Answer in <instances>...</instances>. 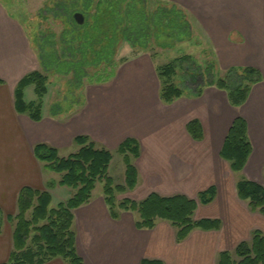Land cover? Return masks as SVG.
Here are the masks:
<instances>
[{"label":"crops","instance_id":"1","mask_svg":"<svg viewBox=\"0 0 264 264\" xmlns=\"http://www.w3.org/2000/svg\"><path fill=\"white\" fill-rule=\"evenodd\" d=\"M160 1L175 4L199 24L208 40L200 51L207 54L205 61L223 69L234 65L260 71L261 78L251 84L242 104L232 106L226 92L212 85L210 79L194 83L188 78L181 85V96L163 102L156 69L162 65L159 61L164 53L147 51L119 63L111 78L87 85L84 93L77 87L82 94L68 106L52 109L58 101L47 87L41 118L33 120L15 110L14 89L24 75L42 67L25 31L0 2V210L4 215L16 213L17 195L23 186L48 190L51 206L73 194L72 188L57 184L60 175L37 160L33 146L44 143L55 147L60 156H67L78 149L74 142L78 135L89 137L112 153L126 138L137 141L139 152L130 157L137 170V183L130 190L116 193L117 201H140L151 193L196 198L211 186L216 189L210 203L197 205L193 218L217 219L219 227L194 229L177 241L176 230L167 221L140 229L135 226L134 212L118 209L113 218L102 187L97 189L95 185L91 198L73 210L75 247L84 264H141L143 260L216 264L219 252L248 241L253 231L264 234V215L251 211L236 191L241 176L264 186V0ZM193 60L197 64L195 57ZM28 87L23 92L25 102L36 99V95L25 96ZM46 97L48 106L44 108ZM237 116L246 122L251 145L240 173H234L220 156L225 135ZM191 120L201 126L199 140L187 131ZM120 158L118 172L122 178L116 184L124 182L125 164ZM113 160L114 156L108 170ZM49 183L52 187H47ZM11 248L12 224L4 221L0 263H7ZM43 264L63 261L55 257Z\"/></svg>","mask_w":264,"mask_h":264},{"label":"trees","instance_id":"2","mask_svg":"<svg viewBox=\"0 0 264 264\" xmlns=\"http://www.w3.org/2000/svg\"><path fill=\"white\" fill-rule=\"evenodd\" d=\"M51 8L55 16L65 17L69 22L61 34V42L65 43V48L59 54L56 51L39 50L42 70H34L24 75L14 89L15 110L28 114L33 120L41 118L42 99L47 93L46 72L53 70L57 73H72L73 79L76 78L73 81L76 88L84 77L90 82L101 83L114 75L116 64L111 55L115 54L119 42L125 41L134 45L142 39H148L154 28L174 29L185 35L189 34V24L181 21L180 9L169 2L152 11L147 7V0H107L106 4L101 0H55ZM76 12L84 16L83 23L78 24L75 21ZM67 28L76 32L72 40L68 39ZM186 60L191 61V56L181 55L157 67L159 96L163 102H171L182 95V87L173 82V77ZM102 65L108 66L103 67L104 70L107 69L105 73L98 72ZM90 68L96 72L89 74ZM241 71V79L238 77L237 82L231 84L221 77L214 79L213 76L209 80L212 85L226 92L232 106L242 104L251 84L261 78L260 71L254 68L246 67ZM188 79L194 83L201 79L207 80L201 70L197 74L191 73ZM27 86H33L36 95L34 101L25 102L23 98ZM196 88L199 91L200 85ZM186 128L193 139L199 140L202 137L201 126L197 120L189 121ZM74 142L78 149L67 156H60L55 147L44 143L33 146V154L37 160L46 169L60 175L57 184L70 187L74 192L65 201L51 206L48 190L23 186L17 195L16 213L4 215L0 210V233L4 221L12 224V248L7 263L0 264H43L55 257L60 258L63 264H84L75 247L73 210L91 198L97 182H102V193L110 215L117 217L118 209L134 212L137 215V228L149 229L159 220L167 221L176 230V240L181 241L194 229L219 227L217 219L193 218L198 204L205 205L214 199L216 189L213 186L200 191L196 198L183 194L162 196L151 193L140 201L129 198L117 201L116 193L130 190L137 183V170L130 160L131 156H137L139 152L135 139L126 138L116 148L125 164L123 184L114 183L108 174L112 151L97 146L85 135L76 136ZM250 153L246 122L237 116L225 135L220 156L229 163L234 173H240ZM52 185L53 183H49L47 187ZM236 191L251 211L264 215L263 185L241 176L237 179ZM141 264L163 263L143 260ZM216 264H264V234L253 231L248 241L240 242L232 250L219 252Z\"/></svg>","mask_w":264,"mask_h":264},{"label":"rangeland","instance_id":"3","mask_svg":"<svg viewBox=\"0 0 264 264\" xmlns=\"http://www.w3.org/2000/svg\"><path fill=\"white\" fill-rule=\"evenodd\" d=\"M54 1L55 0H0L5 11L12 15L25 31L31 45L38 55V58L39 50L45 52L56 51L59 54L65 48V43L61 42V34L64 33L69 22L65 17L61 18L55 16V13L53 12L54 10L51 8ZM106 1L107 0H101V2H105V4ZM165 3L167 2L160 0H147V7L152 11L156 7L165 5ZM178 9H180L181 21H186L189 24L188 35L174 29L161 30L154 28L151 30L148 39H142L134 45L125 41L119 42L115 54L111 55L113 62L116 64L115 66L137 54L147 51L150 53L151 51H162L164 55L159 61L160 64L167 63L173 58L184 54H193V56H191V61L193 62L190 60L184 61L182 63V68L178 69L177 73L174 75L173 82L177 85H183L185 79L189 78L191 73L197 74L200 70L203 77H206L207 79H210L212 75L214 76V79L217 77L225 78L230 84L237 82L236 79H238V77L241 79V74H243V72L237 66L233 65L228 69H223L217 63L213 64L210 62L208 63V60L205 61L207 54L200 53V51L204 47V42L208 41L207 38L202 32L199 24L191 21V18L187 16L185 10L179 7ZM67 32L68 39L70 40L76 35V32H71L68 28ZM198 43L202 46H197ZM209 46L211 47L210 43ZM206 49H208V47H206ZM194 57L198 61L197 64L193 60ZM211 57L212 56L210 55L209 59ZM103 67L108 68V66L102 65L98 71L99 73L101 71L102 73L107 71V69L104 70ZM94 72H96V70L93 68L88 70L89 74H93ZM46 73L48 75L47 87L49 93L58 101V103H54V105L51 106L54 110L58 108V105L68 106V103L76 100L77 97L81 96L82 92L84 93V89L87 85L97 84L95 82H90L88 78L86 79L84 77L82 78V83L78 85V87L80 86L79 88H83V91L79 93V88L74 87L73 81L74 79L76 80V78L74 77L73 79L72 73H57L53 70ZM25 96L35 97L33 86L27 88ZM46 101L47 97L43 103L44 108H47L48 106ZM113 156L114 160L111 163L108 174L113 177L114 183H118L120 182L119 178H122V175H119L118 172L122 167V161L120 158L121 156L116 152H113ZM96 187L97 189L102 187V182H97Z\"/></svg>","mask_w":264,"mask_h":264},{"label":"water","instance_id":"4","mask_svg":"<svg viewBox=\"0 0 264 264\" xmlns=\"http://www.w3.org/2000/svg\"><path fill=\"white\" fill-rule=\"evenodd\" d=\"M74 19H75V21H76L78 24H81V23H83L84 16H83L81 13L76 12V13L74 14Z\"/></svg>","mask_w":264,"mask_h":264}]
</instances>
